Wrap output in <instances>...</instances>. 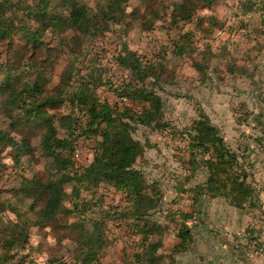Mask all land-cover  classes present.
Masks as SVG:
<instances>
[{
  "label": "trees",
  "instance_id": "16d2710c",
  "mask_svg": "<svg viewBox=\"0 0 264 264\" xmlns=\"http://www.w3.org/2000/svg\"><path fill=\"white\" fill-rule=\"evenodd\" d=\"M24 1L25 4L22 0H0V39L5 37L12 47L15 33L37 51L46 48L49 54L55 47L41 40L46 31L52 32L59 38L60 46L67 48L68 64L59 83L51 87L42 66L38 68L34 62L25 60L24 55L17 59L19 65L14 68L0 62V72L4 74L0 76V115L11 120L7 129L0 128V166L4 152L12 148L10 157L17 173L14 180L19 183L10 191L0 187V264H24L28 257L19 256V253L29 243L32 228H56V223H59L61 234L54 235L59 243H63V238L72 243L68 251L70 264H105L102 252L107 247L108 236L102 227L108 228L109 223L100 216L103 210L97 212L94 196L88 197L102 186H110L123 194L126 205L117 206L115 211L119 219L131 227L134 237L142 234L139 240H134L135 264H183L178 255L193 250L196 241L193 226L186 223L195 219V210L163 209L161 192L152 193L158 182L147 180L135 167L144 147L134 134L150 126L158 129L169 126L163 122L166 98L161 91L167 90L162 76L170 66L174 51L164 50L149 60L129 48L121 51L116 63L127 77L112 86L120 101L110 103L95 94V87L91 86L93 70L88 68V73L82 74L79 60L88 54L82 50L87 38H97L111 26L129 29L127 10L131 0H94L93 4L85 0ZM216 1L140 0V3L145 22L161 28L167 37L165 45L184 53L192 48V45L183 47L184 38H192V43L197 44L196 35L207 32L204 25L209 23V18L201 11L212 7ZM261 5L259 9L264 11V1ZM31 15L40 23L36 28L29 23ZM209 28L210 33L215 27ZM210 48L207 44L208 52ZM201 53L204 56L207 52ZM191 60V66L203 75V82L210 84L215 81L214 77L220 78V64L210 70V65L201 66L193 57ZM100 84L105 82L101 79ZM50 108L58 112L67 108L68 112L59 117L58 112L49 114ZM249 114L253 112H248L247 116ZM261 116L253 118L263 126V134L256 140L259 143L264 139ZM60 121L66 127L69 125L64 136L57 126ZM33 125L43 127L39 149L50 162L47 181L27 177L26 168L23 173L19 169L20 150L27 153L31 149L22 133ZM185 132L190 141L192 176L195 171L202 170L206 178L189 188H184L185 184L180 182L177 195L192 192L195 205L206 194L225 198L237 208L257 209L259 191L250 181L251 174L242 156L227 144L221 128L200 112ZM80 140L93 142V160L78 166L73 156ZM84 193L88 194L84 196ZM164 212H168L166 218H173V221H177L176 217L183 219L176 234L178 241L170 247L164 239L168 226L157 216ZM242 248L236 246L237 250ZM63 261L55 254L46 264H68ZM31 263L40 264L35 260Z\"/></svg>",
  "mask_w": 264,
  "mask_h": 264
},
{
  "label": "rangeland",
  "instance_id": "374dc122",
  "mask_svg": "<svg viewBox=\"0 0 264 264\" xmlns=\"http://www.w3.org/2000/svg\"><path fill=\"white\" fill-rule=\"evenodd\" d=\"M18 1L21 2L16 0ZM85 1L93 4L94 0ZM263 1L217 0L212 7L201 11L203 16L209 18V23L204 25L207 32L201 31L196 35L197 44L192 43V38H184L181 42L184 44L183 47L189 48L192 45V48L190 52L179 53L180 49L176 51L171 48L170 50L169 46L165 45L167 37L163 35L161 28H154L150 25V21L145 22L144 10L141 7L143 4L140 0H131L127 10V20L131 24L129 29L127 30L126 26H111L110 30L104 34L100 33L97 38H87L82 50L88 54L79 60L82 62V74L88 73V68L93 70L91 86L95 87V94L101 100L115 103L120 100L114 94L112 86H117L127 77V73L116 63V57L121 51L129 48L138 52L146 60L154 59V56L161 54L164 50L174 51L175 55L172 57L170 66L162 76L167 89L161 91L166 98L163 122L169 126L165 129L150 126L139 129L134 134L144 147L135 167L143 172L147 180L158 182L152 193L161 192L163 209L167 211L168 209L195 210V219L186 223L193 226V233L199 238L197 241L200 251L207 252L209 245L216 248L221 242L228 240L230 250L241 264H257L256 257L264 250V234L261 231L263 224L259 223L264 219V205L261 203H264V139L261 143L256 141L263 134V126L253 120L254 116L262 115L260 118L264 124V11L259 9ZM22 3L26 2L22 0ZM29 23L35 28L40 25L32 15ZM211 26L215 28L209 33ZM13 39L12 47L5 37L0 39V62L14 68L19 65L17 59L24 55L25 60L34 62L38 68L42 66L41 68L45 70V78H50L51 87L59 83L64 68L68 64V51L67 48L60 46L58 37L49 31L43 34L41 41L55 47L49 54L46 48L37 51L25 39H21L20 35L14 33ZM207 44L211 47L209 52L206 49ZM196 45L199 48L198 51H196ZM201 52L207 53L203 56ZM192 57L201 66L210 65V70L220 64L222 72L220 78L214 77L215 81L210 84L203 82V75L191 66ZM10 59L12 61L8 62ZM2 74L3 72H0V76ZM101 79L105 84L99 85ZM67 108H61L59 112L50 108L49 114L58 112L57 115L60 117L67 114L65 113L68 112ZM203 110L216 119L211 118L213 124L221 128L227 144L242 156L247 171L250 174L253 173L250 181L259 191L260 202L257 209L243 208L250 216L248 224L242 230L228 232L229 238L227 234L223 235L220 227L225 220L236 218L233 213L224 212V207L220 204L206 208L205 199L202 206L201 202L195 205L192 192L177 195L180 182L185 184L184 188H189L204 182L206 178L202 170L195 171L192 176V167L189 165L191 157L188 153L190 141L188 133L185 132L192 125L194 116L199 115ZM248 112H253V115L247 116ZM10 123L11 120L8 117L4 114L0 115V128L7 129ZM57 126L61 135L67 134L69 125L66 127L60 121ZM29 127L31 129L25 130L26 133L23 132L22 135L30 142L31 149L27 153L20 150L22 155L19 169L23 170V173L26 168L27 177L47 181L50 162L39 149L43 127L39 125ZM14 134H16L15 131ZM76 146L73 156L76 164L80 166L90 163L93 160V142L80 140ZM11 149L4 152L0 166V187L6 191H10L14 184H19L14 180L17 173L13 169L14 162L10 157L13 150ZM86 194L88 193H84V196ZM8 195L10 196L11 193L8 192ZM93 196V201L99 204H96L97 212L103 210L104 214L100 216H104L103 218L109 223L108 228L102 227L108 236L107 247L102 252L103 262L105 264H135L134 240H139L142 234L134 237L131 227L121 221L119 213L115 211L117 206L126 205L125 197L110 186H102L95 189L94 193L88 194L89 199ZM165 212L162 215L158 213L157 216L162 219L163 224L168 226L164 239L170 247L178 241L176 234L183 219L176 217L177 221H173L171 220L173 218H166L168 212ZM200 224L204 227L199 230L197 226ZM55 226L56 228L53 226L32 228L29 243L19 253V256L27 255L28 257L24 264H33L31 262L34 260L40 264H46L47 260L55 254L62 257L63 262L71 263V254L68 251L72 248V243L64 238L63 243H59L54 235L61 234L59 223ZM236 246L244 248L237 250ZM167 255L168 253L165 254L166 257ZM177 258L181 260L182 255H178ZM168 259L167 257L166 260Z\"/></svg>",
  "mask_w": 264,
  "mask_h": 264
},
{
  "label": "crops",
  "instance_id": "0c3cea01",
  "mask_svg": "<svg viewBox=\"0 0 264 264\" xmlns=\"http://www.w3.org/2000/svg\"><path fill=\"white\" fill-rule=\"evenodd\" d=\"M203 113L207 114L210 118H213L211 116V114L206 113L204 110H203ZM198 116H199L198 114L195 115L194 116L195 119ZM213 119L216 120L215 118H213ZM213 119H212V122H213ZM251 174H253V173L251 172ZM201 198H202L200 200L201 206L203 204L202 203L203 200L205 199L204 205L207 204L206 208L210 207V205L220 204V205H223V207H224L223 211L224 212L228 211V212L233 213L236 216V218L225 220V222L223 223V226L220 227V231L223 233L224 236L226 234L228 236V232H231V230H233V231L242 230L248 224L247 221H249L250 216H249L248 211L246 209H241V208L238 209L237 207L232 206L225 198H222V197H211V196L205 194ZM259 202H260V200H259ZM261 203H262V205H264L263 202H261ZM228 212H226V213L230 214ZM205 215H207V212H205ZM259 223L263 224V228H261V231H263V234H264V219L261 220ZM203 227L204 226L201 224H200V226H197V228L199 230ZM217 233H218V231H217ZM228 238H229V236H228ZM198 239L199 238H197V236H196V241H195V245L193 247V250L182 254V258L180 261L183 264H241L239 261H237V259L233 255V252L230 250V248H229L230 242L228 240H227V242H225V241L221 242V243L219 242L220 244L216 248L215 247L212 248L211 245H209L207 248V252H203V251L199 250L200 245H198L199 244V242L197 241ZM198 251H200V253ZM258 261L261 264H264V250L260 253L259 256L256 257V263L260 264Z\"/></svg>",
  "mask_w": 264,
  "mask_h": 264
}]
</instances>
